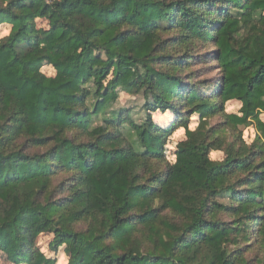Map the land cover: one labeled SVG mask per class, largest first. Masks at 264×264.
<instances>
[{
    "label": "trees",
    "instance_id": "1",
    "mask_svg": "<svg viewBox=\"0 0 264 264\" xmlns=\"http://www.w3.org/2000/svg\"><path fill=\"white\" fill-rule=\"evenodd\" d=\"M2 26L0 255L55 264L36 247L42 234L68 264H253V247L264 254V0H0ZM207 46L221 70L211 94L182 76ZM119 89L142 94L140 122L112 108ZM230 101L238 115L205 128ZM251 125V145L240 132L228 144L218 136ZM180 128L172 164L165 145Z\"/></svg>",
    "mask_w": 264,
    "mask_h": 264
},
{
    "label": "rangeland",
    "instance_id": "2",
    "mask_svg": "<svg viewBox=\"0 0 264 264\" xmlns=\"http://www.w3.org/2000/svg\"><path fill=\"white\" fill-rule=\"evenodd\" d=\"M39 27H46L47 23L43 20H38ZM8 26L0 27V35L7 33L9 31ZM167 38V37H165ZM215 48L212 46H207L206 49H198L193 54L192 59V67L190 71L182 72L183 78L188 80V73L193 72L197 75V78L193 81L197 84H208L207 87L201 88L204 94H211L213 89L218 86L220 80V72L218 63L213 58V52ZM200 56V57H198ZM161 68V67H160ZM162 69V68H161ZM43 72L47 75H52L53 71L51 69H47L46 67L43 69ZM200 86V85H198ZM118 98L113 103L112 108L115 110H124L129 116L136 122H140V120L145 116L143 112L142 106L144 104V99L142 94H128L126 92H122L120 89L118 91ZM240 104L235 101H230L225 104V111L222 113H218L213 117L208 118V123L205 128L209 129L211 127H216L218 129L219 126L225 121L224 114H235L239 113ZM220 101H217V110L215 112H220ZM110 113V110L107 113ZM124 113V116H126ZM104 115L100 116L99 120H96V123L101 124ZM160 118H163L162 121H157ZM154 121L158 123L166 124L170 121V114L166 116H162L159 112H156L153 115ZM264 120V115L262 116ZM200 124V117L193 116L189 122V128L191 130H196ZM239 132L242 133V138L246 144L251 145L255 142L256 137L258 136L257 131L254 125H251L249 128H244L243 126L238 127V132L234 131L231 128L223 130L222 132H218V136L222 137L226 144L233 142L235 137L239 136ZM186 140L185 130L183 128L175 131L170 137H168L165 145V157L166 160L170 163H175L176 161V151L179 143ZM264 141V140H262ZM264 144V142H263ZM209 158L212 161L221 162L225 159V152L223 150L220 151H211L209 154ZM262 159H259L261 162ZM239 190V188H238ZM53 234H42L36 241V247L44 254V256L48 259L55 260V264H68V256L66 255L64 248L60 247L58 249H54L51 247V243L53 241ZM247 258L253 263L256 264L257 260L264 259V254L257 247H253L252 250L247 255ZM0 264H12L7 260V256L5 254L0 255Z\"/></svg>",
    "mask_w": 264,
    "mask_h": 264
}]
</instances>
